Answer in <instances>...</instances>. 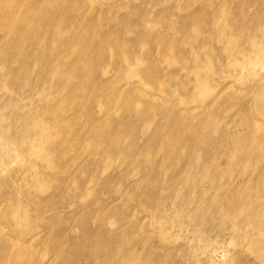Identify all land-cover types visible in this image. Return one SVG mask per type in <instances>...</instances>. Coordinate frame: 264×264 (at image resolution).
<instances>
[{
  "label": "rangeland",
  "instance_id": "1",
  "mask_svg": "<svg viewBox=\"0 0 264 264\" xmlns=\"http://www.w3.org/2000/svg\"><path fill=\"white\" fill-rule=\"evenodd\" d=\"M263 13L0 0V264H264Z\"/></svg>",
  "mask_w": 264,
  "mask_h": 264
},
{
  "label": "bare ground",
  "instance_id": "2",
  "mask_svg": "<svg viewBox=\"0 0 264 264\" xmlns=\"http://www.w3.org/2000/svg\"><path fill=\"white\" fill-rule=\"evenodd\" d=\"M246 9H247V8H246ZM243 10H244V9H243ZM243 10H242V11H243ZM263 14H264V13H263ZM247 15H248V14H247ZM243 17H244V16H243ZM247 17H248V16H247ZM218 19H219V18H218ZM261 19H262V18H261ZM243 21H244V20H243ZM263 21H264V20H263ZM237 22H238V21H237ZM260 22H261V21H260ZM260 22H259V23H260ZM229 23H231V22H229ZM250 23H251V22H250ZM261 24H263V23H261ZM231 25H232V24H231ZM259 25H260V24H259ZM259 25H258V26H259ZM227 26H228V25H227ZM227 26H226V27H227ZM229 26H230V25H229ZM232 26L234 27V25H232ZM235 26H236V25H235ZM260 26H261V25H260ZM242 27H243V26H242ZM229 28H230V27H229ZM239 28H240V27H239ZM232 29H233V28H232ZM239 30H241V28H240ZM256 30H257V29H256ZM256 30H255V31H256ZM225 31H226V30H225ZM248 31H250V29H248ZM227 33H228V32H227ZM254 34H255V33H254ZM231 35H232V34H231ZM231 35H230V36H231ZM249 35H251V34H249ZM236 36H237V34H236ZM238 36L240 37V35H238ZM241 36H242V35H241ZM236 38H237V37H236ZM254 38H255V37H254ZM257 39H258V38H257ZM243 40H244V39H242V42H243ZM245 40H246V39H245ZM259 40H260V39H259ZM247 41H248V40H247ZM239 42H240V41H239ZM249 42H250V41H249ZM240 43H241V42H240ZM240 43H239V44H240ZM247 44H248V42H247ZM139 171H140V170H139ZM194 203H195V202H194ZM238 221H240V220H238ZM254 248H255V247H254Z\"/></svg>",
  "mask_w": 264,
  "mask_h": 264
}]
</instances>
